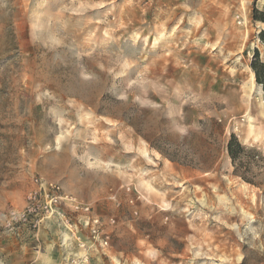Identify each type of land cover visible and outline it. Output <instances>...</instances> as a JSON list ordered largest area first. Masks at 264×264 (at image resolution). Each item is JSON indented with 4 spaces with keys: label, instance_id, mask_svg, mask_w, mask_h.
<instances>
[{
    "label": "rangeland",
    "instance_id": "rangeland-1",
    "mask_svg": "<svg viewBox=\"0 0 264 264\" xmlns=\"http://www.w3.org/2000/svg\"><path fill=\"white\" fill-rule=\"evenodd\" d=\"M263 11L264 0H0V264L31 256L1 216L25 207L36 179L106 222L103 264H264V184L234 175L227 153L235 136L264 155L252 68Z\"/></svg>",
    "mask_w": 264,
    "mask_h": 264
},
{
    "label": "built area",
    "instance_id": "built-area-1",
    "mask_svg": "<svg viewBox=\"0 0 264 264\" xmlns=\"http://www.w3.org/2000/svg\"><path fill=\"white\" fill-rule=\"evenodd\" d=\"M35 183L22 210H10L1 216L9 233L23 234L35 243L36 250H41L42 233L55 228L62 264H99L104 257L110 258L106 222L94 214L92 207L64 192L59 184L44 179Z\"/></svg>",
    "mask_w": 264,
    "mask_h": 264
},
{
    "label": "trees",
    "instance_id": "trees-1",
    "mask_svg": "<svg viewBox=\"0 0 264 264\" xmlns=\"http://www.w3.org/2000/svg\"><path fill=\"white\" fill-rule=\"evenodd\" d=\"M255 20L264 23V11L255 12ZM260 39L264 42V30L259 34ZM252 68L258 84L264 89V63L255 60ZM227 153L231 159L234 172L233 174L240 177L247 184L262 187L264 182L259 177L264 173V155L252 148L242 146L235 136H232L228 146ZM258 170L259 172H256Z\"/></svg>",
    "mask_w": 264,
    "mask_h": 264
},
{
    "label": "crops",
    "instance_id": "crops-1",
    "mask_svg": "<svg viewBox=\"0 0 264 264\" xmlns=\"http://www.w3.org/2000/svg\"><path fill=\"white\" fill-rule=\"evenodd\" d=\"M55 235H56L55 228H52L51 231H44L42 233V239L44 242L42 247V250L44 249L43 254H40V251L38 250L36 251L35 243L31 240H27L25 242L20 243L19 248L23 251V254H29V252H31V256L27 257L26 259L27 264H58L59 263V261L61 260V255H60V250L55 245ZM0 251H1L0 252L1 255V253L5 251V249L0 248ZM13 253L14 252L7 251V253L4 254V258L5 259L8 258L7 260L11 261L10 257L11 255H13ZM38 254L44 256L45 258H42L41 256L39 257L36 256Z\"/></svg>",
    "mask_w": 264,
    "mask_h": 264
},
{
    "label": "bare ground",
    "instance_id": "bare-ground-1",
    "mask_svg": "<svg viewBox=\"0 0 264 264\" xmlns=\"http://www.w3.org/2000/svg\"><path fill=\"white\" fill-rule=\"evenodd\" d=\"M253 77H254V75H253ZM260 92V91H259ZM252 92H250V94H251ZM233 95H234V93H233ZM235 97H236V95H234ZM252 98V97H251ZM247 98H245V100H246ZM249 100H250V98H248ZM244 100V99H243ZM244 102V101H243ZM248 105V104H247ZM249 106V105H248ZM246 110L245 111H247L246 112V114H245V118L248 120V121H250V123H251V121H252V114L250 113V110H249V107H247V108H245Z\"/></svg>",
    "mask_w": 264,
    "mask_h": 264
}]
</instances>
